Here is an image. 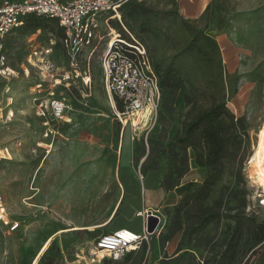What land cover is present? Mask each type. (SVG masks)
<instances>
[{
  "label": "rangeland",
  "instance_id": "rangeland-1",
  "mask_svg": "<svg viewBox=\"0 0 264 264\" xmlns=\"http://www.w3.org/2000/svg\"><path fill=\"white\" fill-rule=\"evenodd\" d=\"M188 13L177 0L121 9L123 25L145 43L160 80L155 126L121 127L94 63L90 87L76 79L56 90L69 104L68 120L58 124L48 154L37 145L43 141L32 101L38 74L31 69L27 76L22 66L33 47L44 45L52 46L56 66H66L57 26L24 23L6 37L4 53L17 74L0 76V116L14 111L10 121L0 119V149L10 152L0 159V202L18 225L0 221V264H34L56 231L35 264H264V197L250 164L264 135V0H206L203 10ZM205 114L221 135L212 163L202 151L208 119L193 126ZM143 202L158 210V226L119 260L90 259L96 228L62 231L103 221L116 204L114 222L142 231L136 212ZM208 215L213 219L199 228Z\"/></svg>",
  "mask_w": 264,
  "mask_h": 264
},
{
  "label": "built area",
  "instance_id": "built-area-1",
  "mask_svg": "<svg viewBox=\"0 0 264 264\" xmlns=\"http://www.w3.org/2000/svg\"><path fill=\"white\" fill-rule=\"evenodd\" d=\"M129 1L141 0H0V76L8 79L17 74L7 63L5 40L28 16L55 19L62 32L60 44L65 54V67L54 64L50 45L33 47L26 65L22 66L25 75L28 76L31 69L38 74L32 101L42 127L43 141L37 145L47 154L59 134L58 124L68 120L69 104L64 96L56 94V90L68 87L76 79L82 80L86 88L90 87L85 80H90L94 63L100 67L112 111L121 127L128 126L133 132H148L155 126L161 99L159 77L145 43L122 23L121 8ZM6 100L7 105H11L13 96L8 94ZM13 116L14 111L8 109L0 119L8 122ZM2 157H10L7 147L0 149V159ZM156 211L149 208L136 212L143 220L140 233L119 228L98 235L88 249L90 259L97 260L98 251L102 250L104 257L118 260L138 248L150 234L147 231L149 214L159 218ZM0 221L13 229L18 225L7 217L2 202ZM80 254L85 256L83 251Z\"/></svg>",
  "mask_w": 264,
  "mask_h": 264
},
{
  "label": "trees",
  "instance_id": "trees-1",
  "mask_svg": "<svg viewBox=\"0 0 264 264\" xmlns=\"http://www.w3.org/2000/svg\"><path fill=\"white\" fill-rule=\"evenodd\" d=\"M129 2H134V1H129ZM24 23L27 26H29L31 28H34V29H37V28H40V27H45L48 23H54L57 26L56 33L59 36V41H60V38L62 36V32H61V29L58 27L55 19L30 15V16H28L25 19ZM152 63H153V61H152ZM153 66H154V64H153ZM155 71H156V69H155ZM159 84H160V80H159ZM160 89H161V84H160ZM207 116L208 115L205 114L203 116L198 117L197 120L193 123V126H197L202 120L206 119ZM202 136H203V140H202L203 141V147H202L203 150L202 151H203L204 156L207 157L206 161L209 162V163L215 162L217 157H218V155H219V153H220V151L222 150V144H221L220 131L216 127V125L212 123L211 119H208L207 126H205L203 131H202ZM199 163H201V162L199 161ZM181 187H182V189L185 188L186 184H183ZM212 219H213L212 215H208V216H205V217L201 218L200 222L198 224V227L199 228L202 227L205 223H207L208 221H210ZM49 243H50V241L45 245V247L43 248V250L41 251L39 256L36 258L34 264L38 261L39 257L42 255V253L46 250V248L48 247Z\"/></svg>",
  "mask_w": 264,
  "mask_h": 264
},
{
  "label": "crops",
  "instance_id": "crops-1",
  "mask_svg": "<svg viewBox=\"0 0 264 264\" xmlns=\"http://www.w3.org/2000/svg\"><path fill=\"white\" fill-rule=\"evenodd\" d=\"M254 1H258V0H254ZM178 4L180 5L181 10L186 13V14H190L192 15V13H188L190 12H194L197 9H199L200 11L203 10V8L206 5V0H177ZM243 28V27H242ZM237 29H240L239 26H237ZM242 30V29H240ZM257 41H255L254 45H257L256 43ZM135 190L130 189L129 192H135ZM32 197V196H31ZM30 205H34L33 203H30ZM116 208H117V204L114 206V208L112 209L111 213L108 215V217L106 219H104L103 221H100L98 223H94L91 226H73L74 229H80V228H96L97 230L101 231L100 234L102 233H106V232H112L116 229L119 228H129L132 229L133 231L140 233L141 231H137L135 230L136 228L130 223V222H125V221H120L119 223L114 222V219L116 217ZM152 208L154 209V204H145L143 202V209H149ZM57 232V231H56ZM55 232V233H56ZM55 233H52L51 236H54ZM99 234V235H100ZM50 236V237H51ZM98 236V235H97ZM96 236V237H97ZM48 236V238H50ZM46 238L45 241L48 239ZM52 238V237H51ZM43 241V242H45ZM138 249V248H137ZM39 250V249H38ZM136 250V249H134ZM79 258H84V256L82 254H79ZM119 260V259H118Z\"/></svg>",
  "mask_w": 264,
  "mask_h": 264
},
{
  "label": "bare ground",
  "instance_id": "bare-ground-1",
  "mask_svg": "<svg viewBox=\"0 0 264 264\" xmlns=\"http://www.w3.org/2000/svg\"><path fill=\"white\" fill-rule=\"evenodd\" d=\"M88 78H86L85 81H87ZM250 164L252 166V171L254 172V175L257 178L259 188H260V194L264 197V135L260 136L258 140L256 141L255 147L252 151ZM75 203V202H74ZM264 205V204H262ZM74 227H70L68 229H63L62 231H70L73 230ZM55 235V234H54ZM52 237V236H51ZM51 237L48 238L40 247L39 251L37 252L36 256L34 257V261L39 256L45 245L51 240ZM133 249V248H131ZM102 259L104 257V253L102 250L98 251V254L96 258Z\"/></svg>",
  "mask_w": 264,
  "mask_h": 264
},
{
  "label": "water",
  "instance_id": "water-1",
  "mask_svg": "<svg viewBox=\"0 0 264 264\" xmlns=\"http://www.w3.org/2000/svg\"><path fill=\"white\" fill-rule=\"evenodd\" d=\"M159 222V218L156 215L149 214L147 217V231L153 232Z\"/></svg>",
  "mask_w": 264,
  "mask_h": 264
}]
</instances>
